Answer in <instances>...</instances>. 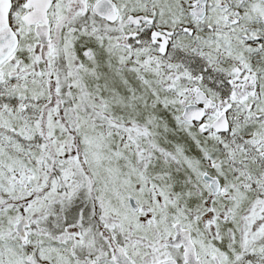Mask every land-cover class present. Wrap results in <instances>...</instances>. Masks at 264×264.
Returning a JSON list of instances; mask_svg holds the SVG:
<instances>
[{"label":"snow or ice","instance_id":"obj_1","mask_svg":"<svg viewBox=\"0 0 264 264\" xmlns=\"http://www.w3.org/2000/svg\"><path fill=\"white\" fill-rule=\"evenodd\" d=\"M0 264H264V0H0Z\"/></svg>","mask_w":264,"mask_h":264}]
</instances>
